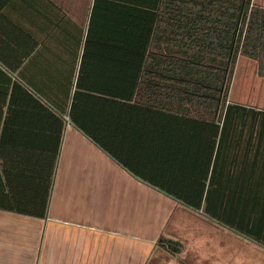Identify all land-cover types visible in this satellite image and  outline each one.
<instances>
[{
	"label": "trees",
	"instance_id": "16d2710c",
	"mask_svg": "<svg viewBox=\"0 0 264 264\" xmlns=\"http://www.w3.org/2000/svg\"><path fill=\"white\" fill-rule=\"evenodd\" d=\"M47 4L39 2L38 31L13 24L15 38L0 53V209L47 216L67 120L96 140L78 112L82 94H108L90 80L129 81L130 65L146 101L181 120L183 153L190 128L200 148L207 145L196 182L170 190L145 179L264 247V108L229 98L240 55L255 61L264 78V6L255 0H93L80 24L40 11L55 6ZM238 150L246 158L239 167L233 165ZM213 153L215 174L222 158L230 174L207 189L205 162ZM157 247L178 254L183 244L161 234Z\"/></svg>",
	"mask_w": 264,
	"mask_h": 264
},
{
	"label": "crops",
	"instance_id": "0c3cea01",
	"mask_svg": "<svg viewBox=\"0 0 264 264\" xmlns=\"http://www.w3.org/2000/svg\"><path fill=\"white\" fill-rule=\"evenodd\" d=\"M51 1L55 6L40 11L88 21L93 0ZM255 1L264 6V0ZM39 2L48 5L47 0H0V53L6 52L4 41L15 38L16 23L38 31ZM142 82L130 65L129 81L90 80L108 87V94H82L78 111L96 140L67 120L47 216L0 209V264H147L161 234L182 243L187 239L201 264H264L263 246L146 180L170 190L196 182L207 145L200 148L198 132L190 128L184 154L181 120L147 102L139 91ZM243 155L238 150L233 165H245ZM222 159L216 174L214 153L205 162L207 189L230 174Z\"/></svg>",
	"mask_w": 264,
	"mask_h": 264
},
{
	"label": "rangeland",
	"instance_id": "374dc122",
	"mask_svg": "<svg viewBox=\"0 0 264 264\" xmlns=\"http://www.w3.org/2000/svg\"><path fill=\"white\" fill-rule=\"evenodd\" d=\"M229 98L233 102L264 108V78L257 74L255 61L239 56ZM182 244V252L179 254L157 247L149 264H201L191 251L189 241L186 239Z\"/></svg>",
	"mask_w": 264,
	"mask_h": 264
}]
</instances>
